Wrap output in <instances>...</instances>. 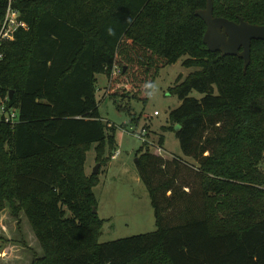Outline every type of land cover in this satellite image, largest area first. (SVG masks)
<instances>
[{"label":"trees","instance_id":"1","mask_svg":"<svg viewBox=\"0 0 264 264\" xmlns=\"http://www.w3.org/2000/svg\"><path fill=\"white\" fill-rule=\"evenodd\" d=\"M9 1L27 29L0 47V100L19 117L0 125V213L29 224L42 252L30 264H264V42H251L245 70L208 52L195 16L206 0H0V22ZM211 1L213 17L264 26V0ZM184 56L196 71L169 89L180 105L167 130L194 164L164 155L161 140L136 154L155 231L100 244L85 156L105 166L115 130L98 116L96 76L135 123L118 103Z\"/></svg>","mask_w":264,"mask_h":264},{"label":"rangeland","instance_id":"2","mask_svg":"<svg viewBox=\"0 0 264 264\" xmlns=\"http://www.w3.org/2000/svg\"><path fill=\"white\" fill-rule=\"evenodd\" d=\"M181 57L176 63L159 69L153 78L147 93L143 91L139 99L125 100L123 107L130 109L136 118L135 123L129 121L130 115L125 111H117L113 101L108 98L107 78L96 76V102L99 118L115 130L114 158L105 166L95 163V152L86 153L84 172L92 174L98 165L99 183L93 189L97 203L96 214L102 220L98 242L109 243L132 236L144 235L155 231L154 213L150 206L145 186L138 178L134 161L135 155L144 151L146 146L158 149L161 140V152L166 156H175L189 164L192 159L182 155L174 132L167 130V117L180 102L175 95L169 93L177 82L183 81L195 68H185ZM114 73H120L116 68ZM118 93L130 95L135 87L130 83H118ZM146 96V100H142ZM202 94L192 91L189 98L200 100ZM154 112L158 115L154 116ZM144 131L142 137L141 133ZM264 155V153H263ZM264 170V159L260 165ZM0 264H29L33 257L41 256V250L23 215L18 220L10 215L8 208L0 213Z\"/></svg>","mask_w":264,"mask_h":264},{"label":"water","instance_id":"3","mask_svg":"<svg viewBox=\"0 0 264 264\" xmlns=\"http://www.w3.org/2000/svg\"><path fill=\"white\" fill-rule=\"evenodd\" d=\"M204 26L202 43L210 53L219 52L222 56L237 57L243 62V70L249 65L252 41L264 42V26L250 25L242 19L237 23L213 17L212 1L206 0L205 8L195 12ZM98 165L92 174H97ZM96 214V211H92Z\"/></svg>","mask_w":264,"mask_h":264},{"label":"built area","instance_id":"4","mask_svg":"<svg viewBox=\"0 0 264 264\" xmlns=\"http://www.w3.org/2000/svg\"><path fill=\"white\" fill-rule=\"evenodd\" d=\"M26 29V24L20 19L18 11L11 7L9 1L3 19L0 22V47L2 43L13 41L17 31ZM2 57L3 54L0 51V60ZM6 100H0V125L4 124L13 127L19 120L18 111L13 107H7L5 104ZM153 115L157 116L158 114L154 112ZM143 133L144 131H142L140 137H142Z\"/></svg>","mask_w":264,"mask_h":264},{"label":"crops","instance_id":"5","mask_svg":"<svg viewBox=\"0 0 264 264\" xmlns=\"http://www.w3.org/2000/svg\"><path fill=\"white\" fill-rule=\"evenodd\" d=\"M114 157H112L111 159H113ZM39 246V245H38ZM40 248V247H39ZM41 250V249H40ZM42 254V252H41ZM2 254H0V258L2 259L3 257L1 256ZM40 257V256H39ZM30 264V263H29Z\"/></svg>","mask_w":264,"mask_h":264},{"label":"clouds","instance_id":"6","mask_svg":"<svg viewBox=\"0 0 264 264\" xmlns=\"http://www.w3.org/2000/svg\"><path fill=\"white\" fill-rule=\"evenodd\" d=\"M109 34L111 35V30H109Z\"/></svg>","mask_w":264,"mask_h":264}]
</instances>
